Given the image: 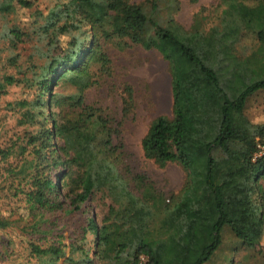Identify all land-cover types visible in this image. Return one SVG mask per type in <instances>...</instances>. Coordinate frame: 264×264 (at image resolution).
<instances>
[{
	"label": "trees",
	"instance_id": "obj_1",
	"mask_svg": "<svg viewBox=\"0 0 264 264\" xmlns=\"http://www.w3.org/2000/svg\"><path fill=\"white\" fill-rule=\"evenodd\" d=\"M254 1L264 7V0ZM17 5L33 4L0 0V13ZM218 6L213 25L201 29L196 22L188 30L175 17L180 0L63 4L66 16H81L106 43L121 50L154 48L168 60L172 116L154 120L142 148L162 166L180 164L190 178L180 194L165 197L150 177L136 172L120 139L135 107L133 87H124L120 119L110 108L88 102L87 91L102 75L111 74L112 60L101 45L99 69L92 70L87 61L72 67L79 57L74 51L75 60L70 55L65 62L54 57L38 68L33 101L14 99L4 106L16 122L7 127L0 116V230L9 223L1 207L8 196L32 209L64 215L97 201L109 207L108 214L101 227L95 228L92 218L87 229L97 230L95 256L102 264H139L142 255L149 264H205L221 246L226 225L248 249L257 247L253 230L264 221L259 185L264 156L254 160V155L264 122H252L245 106L250 96L264 90V14L250 13L253 8L244 0H220ZM57 25L53 21L49 27ZM11 33L17 36L19 31ZM246 33L253 36L252 49L241 54L238 45ZM61 81L73 86L64 97L56 94ZM19 82V77L3 74L0 97ZM26 82L34 83L29 78ZM254 187L262 196L260 216L251 195ZM251 216L254 224L248 220ZM59 252L55 244L45 249L43 255L50 258L46 264H56Z\"/></svg>",
	"mask_w": 264,
	"mask_h": 264
},
{
	"label": "rangeland",
	"instance_id": "obj_2",
	"mask_svg": "<svg viewBox=\"0 0 264 264\" xmlns=\"http://www.w3.org/2000/svg\"><path fill=\"white\" fill-rule=\"evenodd\" d=\"M12 1L16 3L17 0ZM30 1L33 4L30 8L17 5L16 9L0 13V79L3 74H11L22 80L9 85V93L0 97L2 123L10 127L16 122L11 112L4 108L6 102L35 99L39 80L34 75L40 71L38 68L49 65L54 57L65 62L66 56L70 55L75 60L77 55L74 51H77L80 58L72 62V67L82 66L87 61L89 68L96 71L101 66L96 58L102 51V45L112 60L111 74L97 79V83L86 93L87 101L110 108L111 113L120 119L124 87L131 85L135 107L121 127L120 139L132 155L136 172L150 177L165 197L180 194L189 181V172L176 162L163 166L156 163L145 155L142 148V141L154 120L159 116H172V74L168 60L154 48L137 45L121 50L112 43H106L93 33L91 24L81 16H66L62 8L68 0ZM180 2L181 8L175 17L186 29L193 30L196 22L201 29L215 23L220 0ZM244 2L253 8L250 13L264 14V7H256L254 0ZM53 21L58 25L49 27ZM14 28L19 31L17 36L11 33ZM252 43L253 36L246 33L238 45L239 53L249 54ZM30 59H33L32 63ZM59 67L57 64L56 68ZM27 78L34 83L26 82ZM72 89L69 82L61 81L56 87V94L64 97ZM245 113L254 123L264 122V90L249 97ZM37 125L32 128L36 129ZM236 163L240 166L238 160ZM259 185L264 195V176L259 178ZM251 195L260 216L263 203L261 193L254 187ZM107 203H112L111 198L107 199ZM86 205L88 203L82 204L81 210L64 215L44 208L32 209L22 201L6 197L1 207L5 209L3 215L9 223L0 230V264L49 263L50 258L43 255V251L51 244L60 249L56 264H102L95 256V228L102 226L109 207H100L97 201L92 203V207ZM92 218L95 228L89 230L87 227ZM248 220L254 224L253 216ZM36 221L37 227L34 228ZM253 233L258 245L248 249L232 228L226 225L222 231L221 246L205 264H264V221L259 227L255 226Z\"/></svg>",
	"mask_w": 264,
	"mask_h": 264
},
{
	"label": "built area",
	"instance_id": "obj_3",
	"mask_svg": "<svg viewBox=\"0 0 264 264\" xmlns=\"http://www.w3.org/2000/svg\"><path fill=\"white\" fill-rule=\"evenodd\" d=\"M258 150L254 155V160L264 156V136L257 138ZM139 264H149L148 258L144 255L141 256Z\"/></svg>",
	"mask_w": 264,
	"mask_h": 264
}]
</instances>
